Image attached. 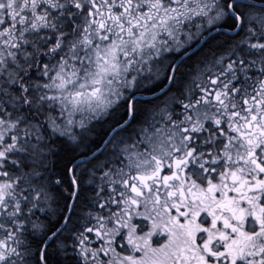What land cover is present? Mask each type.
<instances>
[{
	"label": "snow or ice",
	"instance_id": "6c2138e0",
	"mask_svg": "<svg viewBox=\"0 0 264 264\" xmlns=\"http://www.w3.org/2000/svg\"><path fill=\"white\" fill-rule=\"evenodd\" d=\"M0 264H264V0H0Z\"/></svg>",
	"mask_w": 264,
	"mask_h": 264
}]
</instances>
